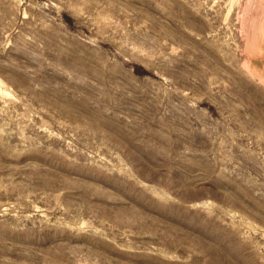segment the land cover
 <instances>
[{
    "label": "rangeland",
    "instance_id": "rangeland-1",
    "mask_svg": "<svg viewBox=\"0 0 264 264\" xmlns=\"http://www.w3.org/2000/svg\"><path fill=\"white\" fill-rule=\"evenodd\" d=\"M0 264H264V0H0Z\"/></svg>",
    "mask_w": 264,
    "mask_h": 264
}]
</instances>
